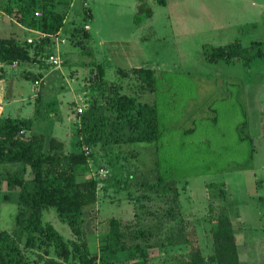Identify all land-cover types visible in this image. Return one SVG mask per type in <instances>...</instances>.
I'll use <instances>...</instances> for the list:
<instances>
[{"label":"rangeland","instance_id":"rangeland-1","mask_svg":"<svg viewBox=\"0 0 264 264\" xmlns=\"http://www.w3.org/2000/svg\"><path fill=\"white\" fill-rule=\"evenodd\" d=\"M136 1L34 0V10L65 11L58 67L31 60L0 67L3 115L21 121L23 135L43 133L61 140L65 152L85 146L90 153L86 166L74 171L76 180L96 181V201L82 209V235L73 236L51 208L41 219L64 239L84 242L95 264H176L172 257L191 248L204 257L211 253L210 209L224 206L239 263L264 264V0H145L151 16L139 25L132 17ZM5 2L0 38L22 44L30 32L3 12ZM81 27L87 35L68 37ZM231 42L252 55L247 65L240 56L203 58L202 44ZM97 63L106 85L154 104L155 140H133L113 117L97 87ZM132 67L153 70V92L138 90ZM119 68L127 73L123 78ZM28 72L40 73L41 83L34 87ZM87 123L99 125L103 135L87 130ZM20 166L0 163V230L14 227L17 189L4 178ZM111 217L120 230L134 231L123 241L137 249H105ZM170 234L188 244L168 246ZM23 253L29 264H43L37 260L42 248ZM45 256L60 260L53 248ZM60 263L79 264L74 256Z\"/></svg>","mask_w":264,"mask_h":264},{"label":"trees","instance_id":"trees-1","mask_svg":"<svg viewBox=\"0 0 264 264\" xmlns=\"http://www.w3.org/2000/svg\"><path fill=\"white\" fill-rule=\"evenodd\" d=\"M33 1L6 0L2 10L13 21L27 29L55 33L62 27L65 11L58 12L41 5L40 14L34 16ZM157 1L164 2V0ZM83 16L85 20H88L89 10H84ZM150 16L151 8L148 3L145 0H137L132 16L133 22L139 25ZM76 31L87 35L85 27H81L73 28L68 33V37L70 38ZM47 44H49L47 38L33 46L24 41L18 44L10 37L0 38V63L31 60L38 62L41 67L42 65L48 67L38 59V55L47 50L45 49ZM256 45V43L250 44V46ZM201 50L203 58L210 62H231L232 58L240 56L242 64L247 65L252 60V55L245 53L246 50L237 42L217 46L202 44ZM130 70L137 79L138 90L153 92V70L146 67H132ZM118 72L121 78L127 75L121 68ZM25 76L34 81L40 78L41 74L27 73ZM96 77L97 87L104 103L113 111L115 119L127 125L132 139L155 140L158 132L154 104L140 101L134 95L122 93L118 85H106L102 66L99 63L96 66ZM89 124L86 125L87 130L98 129L96 132L103 135L100 134L102 129L99 125L89 126ZM23 130L24 124L21 121L14 122L7 117L0 119V163L21 164L20 168L13 173H6L4 178L6 184L17 189V207L14 227L10 231L0 230V264H29L23 249L35 248H42V254H37V260H43V264L66 263L70 256L76 257L79 264H95L94 257L89 256L84 242L64 239L48 221L41 219V212L51 208L67 225L73 236L79 238L82 235V209L96 201V181L92 177L76 180L74 171L86 166L89 151L84 153L83 149H78V151L65 152L62 141L52 136L46 138L43 133L31 132L25 136L22 134ZM26 172H29V177H25ZM218 193L223 198L224 193L222 191ZM168 211L171 213L170 210ZM210 213L211 253L204 257L199 250L191 248L181 255L172 257L173 262L176 264H240L232 222L227 209L224 206H214L210 209ZM107 222L108 231L104 236V247L107 251L117 253L137 249L136 244L127 246L123 241L126 234L133 235L134 231L120 230V224L115 218L111 217ZM174 237L172 234L169 235L166 241L168 246L172 247L177 243L188 244L186 239L180 241L179 238ZM50 248H53V253L60 257L59 261L46 258L45 255Z\"/></svg>","mask_w":264,"mask_h":264},{"label":"built area","instance_id":"built-area-1","mask_svg":"<svg viewBox=\"0 0 264 264\" xmlns=\"http://www.w3.org/2000/svg\"><path fill=\"white\" fill-rule=\"evenodd\" d=\"M40 14V11L34 10L33 15L37 16ZM30 34L27 35L24 38V43L29 45H35L36 43H39L41 40L47 38L49 40V44L45 45V49H47L45 52H42L40 55H38V59L48 66L58 67L60 63V53L58 46L60 44H64L66 39L61 36L60 29H58L55 33H46L39 30H33V29H27ZM12 64H16V61L11 62ZM41 80L36 79L33 81L34 87H36ZM76 112H80V109L77 108ZM84 153L88 152L87 147L82 148ZM105 170L99 171V176H104Z\"/></svg>","mask_w":264,"mask_h":264},{"label":"crops","instance_id":"crops-1","mask_svg":"<svg viewBox=\"0 0 264 264\" xmlns=\"http://www.w3.org/2000/svg\"><path fill=\"white\" fill-rule=\"evenodd\" d=\"M146 2V1H145ZM85 3V2H84ZM136 3H137V1H136ZM136 3L134 4V11H135V6H136ZM91 17V14H90V11H89V18ZM89 18H88V20H89ZM17 23V22H16ZM23 27V26H22ZM25 28V27H24ZM25 29H27V28H25ZM18 63V62H17ZM16 63V64H17ZM16 64H10L9 66H11V67H15L16 66ZM4 64L3 63H0V67H2ZM8 67V66H7ZM3 68H5V67H3ZM40 69V68H39ZM29 73V72H28ZM0 74H1V72H0ZM30 74V73H29ZM32 74V73H31ZM3 81H4V78L0 75V90H1V85L3 84ZM41 82V81H40ZM1 96V95H0ZM3 102H4V100L2 101L1 100V97H0V117L1 116H3V118H6L7 116H4L3 115ZM39 115H37V117H38ZM35 117V116H34ZM7 118H9V117H7ZM1 119V118H0ZM56 138V137H55ZM56 139H58V138H56ZM59 140V139H58ZM61 141V140H60ZM64 147V146H63ZM16 207H17V204H16ZM15 213H16V210H15ZM56 215V214H55ZM15 216V215H14ZM61 221V220H60ZM49 222V221H48ZM50 223V222H49ZM51 224V223H50ZM52 225V224H51ZM53 226V225H52ZM54 227V226H53ZM56 230V229H55ZM8 231H10V230H8ZM68 239V238H67Z\"/></svg>","mask_w":264,"mask_h":264}]
</instances>
